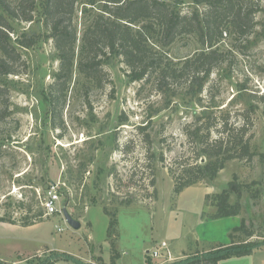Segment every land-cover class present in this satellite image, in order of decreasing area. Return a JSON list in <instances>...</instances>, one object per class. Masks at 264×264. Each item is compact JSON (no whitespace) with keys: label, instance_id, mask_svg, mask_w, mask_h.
Instances as JSON below:
<instances>
[{"label":"rangeland","instance_id":"obj_1","mask_svg":"<svg viewBox=\"0 0 264 264\" xmlns=\"http://www.w3.org/2000/svg\"><path fill=\"white\" fill-rule=\"evenodd\" d=\"M97 1L100 8L103 2ZM256 1V26L247 36L223 34L216 46L219 61L198 98L185 93L187 73H180L187 59L205 50L195 35L180 36L167 48L153 47L164 60L146 80L132 81L129 68L115 57L95 80L74 66L66 84L59 80L50 88L59 62L43 25L42 2L37 1L29 23L1 13L21 58L13 65L17 74L0 78V218L16 222H0V264H169L231 240L264 243V0ZM182 3L185 12L195 7L193 0ZM82 8L73 17L77 55L90 20ZM167 60L175 75L166 70ZM165 66L166 85L159 91ZM50 92L59 103L54 117ZM251 107L245 130L253 157L229 160L215 179L175 194L172 176L183 178L184 169L204 163L184 126L205 110L220 124L227 118L236 136ZM220 134L221 128L213 131L212 139ZM230 182L240 189L229 199L239 203L240 214L214 223L210 198ZM51 185L57 186L60 212L46 216L41 203ZM63 208L80 229L68 226ZM40 213L41 222L21 226ZM241 221L252 237L233 231ZM162 242L167 245L162 257L150 258ZM262 245L218 264H264Z\"/></svg>","mask_w":264,"mask_h":264},{"label":"trees","instance_id":"obj_2","mask_svg":"<svg viewBox=\"0 0 264 264\" xmlns=\"http://www.w3.org/2000/svg\"><path fill=\"white\" fill-rule=\"evenodd\" d=\"M37 1L0 0V52L2 54L0 78L17 74L13 70V65L21 58L10 36L13 29L1 13H5L13 20L29 23L33 21ZM40 1L43 25L49 31L47 38L52 40L59 62V71L50 88H54L59 80L66 84L71 79L74 66L79 74L95 80L102 65L115 57H120L129 68L128 76L132 81L146 80L150 76V69L159 68L164 60V57L153 47L158 50L167 48L180 36L192 34L197 36L200 44L205 47L204 51L187 59L180 70L182 74L187 73L185 93L192 97H197L202 92L204 84L219 61L216 46L223 38V34L234 33L238 36H247L252 32L256 26L254 14L258 4L256 0H193L195 7L185 12L182 0H101L103 3L100 8L95 6L99 3L97 0ZM246 2L248 6L243 9L241 6ZM82 5L81 13L87 15L90 20L82 31L80 52L77 55L75 50L77 32L73 17L77 7ZM199 7L205 9L200 11ZM95 9L98 12L91 15L90 10ZM260 35L264 37V28ZM166 65L168 68L165 66L162 69L159 78V91L166 85L164 69L171 70L172 75L177 73L176 69L169 68L172 65L170 61L167 60ZM3 89L0 86V97ZM49 96L51 113L54 117L59 103L52 98L51 92ZM260 100L264 101V96L260 97ZM254 108L247 109L243 114L244 124L236 136L231 134L227 118H224L220 124L217 117L205 110L196 114L193 120L184 126L183 132L186 138L195 148L198 147L197 158L204 160V163L184 169L183 178L172 176L175 194L205 179H215L229 160L253 157L250 138H246L245 126L249 123L247 114L254 112ZM219 128H221L220 136L212 139V132ZM232 193L237 195L240 193L239 187L234 182L228 183L227 189L220 194L209 197L216 209L213 219L239 216V203L231 204L229 201ZM42 217L43 214L40 213L34 220L21 221V226H33L36 222H41ZM0 222L16 225L15 221L4 218H0ZM233 231L242 232L247 238L253 236L247 231L243 221L239 226L234 227ZM261 245L264 246V243L243 241V243L235 244L231 240L229 245H221L202 256L169 264H218L231 257L250 255Z\"/></svg>","mask_w":264,"mask_h":264},{"label":"built area","instance_id":"obj_3","mask_svg":"<svg viewBox=\"0 0 264 264\" xmlns=\"http://www.w3.org/2000/svg\"><path fill=\"white\" fill-rule=\"evenodd\" d=\"M57 186L56 185H51L49 190L47 191V198L42 201V207L45 211L46 216L53 215L57 212H60V209H56L55 205L58 202V195L56 191ZM166 243L162 242L160 246L156 249H154L152 252H150L149 257L150 258H161L162 257V251L166 249Z\"/></svg>","mask_w":264,"mask_h":264},{"label":"water","instance_id":"obj_4","mask_svg":"<svg viewBox=\"0 0 264 264\" xmlns=\"http://www.w3.org/2000/svg\"><path fill=\"white\" fill-rule=\"evenodd\" d=\"M62 215L66 223L72 230L80 229L81 223L77 220H74L65 208L62 209Z\"/></svg>","mask_w":264,"mask_h":264},{"label":"crops","instance_id":"obj_5","mask_svg":"<svg viewBox=\"0 0 264 264\" xmlns=\"http://www.w3.org/2000/svg\"><path fill=\"white\" fill-rule=\"evenodd\" d=\"M204 198H205V196H204ZM233 218H238V217H233ZM222 220H225V218L224 219H216V220H213V222L214 223H219V222H221ZM239 226V225H238ZM235 227H237V226H235ZM231 228H225V235H229L230 234V230ZM172 230H174L173 228H172ZM201 237V236H200ZM214 240H216V241H218V240H220L219 238H215L214 237V239L212 240V241H214ZM226 243V242H225ZM149 250L147 249V251H146V253L148 252Z\"/></svg>","mask_w":264,"mask_h":264}]
</instances>
